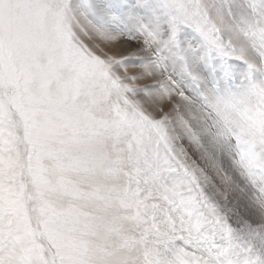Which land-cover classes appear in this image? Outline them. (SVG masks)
<instances>
[{
    "label": "snow or ice",
    "instance_id": "obj_1",
    "mask_svg": "<svg viewBox=\"0 0 264 264\" xmlns=\"http://www.w3.org/2000/svg\"><path fill=\"white\" fill-rule=\"evenodd\" d=\"M0 264H264V0H0Z\"/></svg>",
    "mask_w": 264,
    "mask_h": 264
}]
</instances>
